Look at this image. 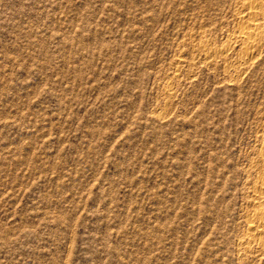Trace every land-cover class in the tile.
I'll list each match as a JSON object with an SVG mask.
<instances>
[{"label": "rangeland", "instance_id": "1", "mask_svg": "<svg viewBox=\"0 0 264 264\" xmlns=\"http://www.w3.org/2000/svg\"><path fill=\"white\" fill-rule=\"evenodd\" d=\"M262 180L264 0H0V264H264Z\"/></svg>", "mask_w": 264, "mask_h": 264}, {"label": "bare ground", "instance_id": "2", "mask_svg": "<svg viewBox=\"0 0 264 264\" xmlns=\"http://www.w3.org/2000/svg\"><path fill=\"white\" fill-rule=\"evenodd\" d=\"M252 5H253V4H252ZM258 5H259V4H258ZM254 6H255V5H254ZM249 8H250V6H249ZM250 9H253V10H254V9H256V10L259 9V10H261L260 7L257 8V7H253V6H252V8H250ZM256 10H255V11H256ZM262 11H263V10H262ZM256 14H257V11H256V12H254V11L251 12V10H250V12L248 13L247 16H248V18H249V17L252 16V15H253V16H256ZM250 19H251V18H249V21H246V26H245V28H244L245 31L243 32L244 35L247 36L246 38H248V39L250 38L251 34L257 32L258 30H260V29H259V25L253 23V21H250ZM241 33H242V32H241ZM244 39H245V38H244ZM246 40H247V39H246ZM247 41H249V40H247ZM247 41H246V42H247ZM255 43H258V42H255ZM245 45H246V44H245ZM256 45H257V44H256ZM247 46H248V48H250V47L252 48V47L255 46V44H254L253 41H251V42H249V45H248V43H247ZM248 48H247V49H248ZM250 50H251V49H250ZM262 178H263V177H262ZM260 188H261L262 191H264V180L261 181V187H260ZM263 218H264V217H263ZM262 221H263V220H262ZM263 222H264V221H263ZM263 225H264V224H263Z\"/></svg>", "mask_w": 264, "mask_h": 264}]
</instances>
